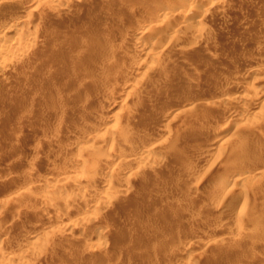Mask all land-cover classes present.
Returning a JSON list of instances; mask_svg holds the SVG:
<instances>
[{"label": "rangeland", "instance_id": "1", "mask_svg": "<svg viewBox=\"0 0 264 264\" xmlns=\"http://www.w3.org/2000/svg\"><path fill=\"white\" fill-rule=\"evenodd\" d=\"M8 1H0V35L36 6L33 25L21 23L16 33L39 28L45 35L20 65L0 68V205L15 198L6 222L0 216L4 249L23 251L39 233L44 240L29 253L31 264H264V170L248 181H228L232 173L253 172L264 157V0L219 6L198 0L207 7L191 16L203 27V40L195 42L190 28L170 38L176 43L151 34L161 54L141 51L128 25L150 23L162 0H80L69 8L47 0H19L11 8ZM130 2L150 7L144 17L125 15ZM154 57L153 69L144 58ZM214 83H230L231 90ZM188 96L206 104H186ZM223 96L244 97L226 103ZM103 109L119 113V136L108 143L87 126ZM153 145L161 163L142 160ZM79 157L85 168L74 172ZM75 176L89 185L88 203L67 193L47 197L44 180L52 190ZM86 216L96 220L85 231L60 236L59 229ZM99 229L107 232L101 247L84 235ZM55 230L58 236L50 234Z\"/></svg>", "mask_w": 264, "mask_h": 264}, {"label": "bare ground", "instance_id": "2", "mask_svg": "<svg viewBox=\"0 0 264 264\" xmlns=\"http://www.w3.org/2000/svg\"><path fill=\"white\" fill-rule=\"evenodd\" d=\"M1 1V0H0ZM77 1H80V0H47V2L49 3V5L51 6L52 5V3H60L59 5H61L62 4V6H65V7H70L71 5H70V3H72V2H77ZM136 1V0H135ZM138 1H142V0H138ZM209 0H207V2H208ZM224 1L225 0H213V2H216V3H214V4H212V5H216V4H218V3H220V4H222V3H224ZM44 2V4H45V2L46 1H43ZM162 2V4H157L158 6L157 7H155V9L153 10L154 12H152V14H150L149 16V18L146 20V21H149L150 23H152L153 22V25L151 24L150 26H148V25H146V24H150V23H147L146 22V26L145 25H140L139 24V26H137V25H128V26H131L130 28H129V30L132 32V33H136L137 35H139V37L138 38H136L135 39V43H136V45H137V47H139V49L141 50V51H147V50H149V51H153L154 52V50H155V53L156 52H158V53H162V52H160L159 50H158V48L160 47V46H158V45H160V44H157L158 43V41H151L150 39V36H152L151 34H156L157 35V37H168L167 39H170V38H172V39H180V36H182L181 35V33L183 32V29L184 28H190L189 30H191V32H192V37H193V39H194V41L195 42H200L201 40H203V38H204V35L201 33V28H203V27H201V26H199V25H196V24H194L193 23V20L192 19H194V16H191V13L193 12V9L195 10V9H198V10H195L194 12H196V11H199L200 10V12H201V8H200V5H203L202 4V2H201V4H199L200 2H198V0H162L161 1ZM1 3V2H0ZM19 3V0H9L8 1V6H10L11 8L12 7H14V6H17V4ZM40 3H41V5H42V2L40 1ZM51 3V4H50ZM131 3V2H130ZM135 3H137V1L135 2ZM135 3H131V4H129V7H128V13L127 12H125L124 14L126 15H130L129 14V12H131V13H133L134 15L135 14H137V12L139 11L140 13H138L139 14V16H145V11H147L148 10V8L150 7V6H148V5H150L149 4V2H148V4L146 3V4H141L140 6H138L137 4H135ZM185 3H187L188 4V6H186V5H184ZM38 4V3H37ZM220 4H218L217 6H219ZM38 5H40V4H38ZM47 5V4H46ZM58 5V4H57ZM209 5H211L210 3H209ZM224 5V4H223ZM19 6V5H18ZM186 6V7H185ZM204 6H206V5H203V7ZM37 7V6H36ZM36 7H30L29 8V12H28V17L26 16L25 18H21V19H14V21L10 24V26L8 27V26H6V27H8V29H7V31H4L3 32V34H1L0 35V68L1 69H4L5 67H7L8 65L9 66H11L10 64H13V65H15L16 63H17V65L19 64H21V62H19L20 60H22L21 59V56H23V55H25V54H27V52H30L29 51V49H31L32 47H34V44L36 43V41L38 40V39H40L41 37H43L42 36V32H41V30L39 29V28H29V30H24V31H22V32H20L19 34H17L16 32L19 30V25L21 24V23H27V24H29V25H33V22H32V20L31 21H29V18H30V16H33V13L34 12H36L35 11V8ZM52 7H53V5H52ZM54 7H55V5H54ZM139 7V8H138ZM207 7V6H206ZM208 7H210V6H208ZM212 7V6H211ZM222 7V6H221ZM56 8H57V6H56ZM60 8V7H59ZM63 8V7H62ZM67 8V9H68ZM200 8V9H199ZM37 9V8H36ZM64 9V8H63ZM138 9H140V10H138ZM204 9V8H203ZM215 9V8H214ZM214 9H213V11H214ZM217 9V8H216ZM215 9V10H216ZM222 9V8H221ZM56 10V9H55ZM218 10V9H217ZM206 11H210L208 8H205V10H202V12H206ZM225 11V13H226V10H224ZM193 12V13H194ZM218 12V11H217ZM197 13H199V12H197ZM197 13H195V14H197ZM210 13V12H209ZM215 13H216V11H215ZM214 13V14H215ZM223 13V12H222ZM203 13H201V15H202ZM221 14V13H220ZM2 15V17H4L5 18V14H1ZM7 15V14H6ZM13 15V14H12ZM123 15V14H122ZM199 15H200V13H199ZM212 15V14H211ZM223 15V14H222ZM203 16V15H202ZM219 16H221V15H219ZM224 16L226 17V15L224 14ZM128 17V16H127ZM197 17V16H196ZM199 18H200V16H199ZM6 19V18H5ZM197 20V19H196ZM200 20H201V18H200ZM8 21V20H7ZM202 21V20H201ZM201 21H200V23H201ZM195 22V21H194ZM203 22V21H202ZM206 22V21H205ZM111 23H112V21H111ZM198 23V22H197ZM221 23V22H220ZM206 24V23H205ZM222 24V23H221ZM36 25V24H35ZM91 25V24H90ZM90 25H89V27H90ZM203 25V24H202ZM222 26V25H221ZM92 27V26H91ZM213 27V26H212ZM211 27V28H212ZM217 27V26H216ZM124 29V28H123ZM188 30V29H187ZM188 30V31H189ZM19 31H21V30H19ZM51 31V30H50ZM130 31H128V32H130ZM218 31V30H217ZM46 32V31H45ZM210 32V31H209ZM220 32V31H219ZM2 33V32H1ZM12 33H14V35H16L15 37H14V39H13V36L14 35H11L12 36V39L11 40H13V41H11V42H7L8 40V35H9V37H10V34H12ZM46 33H49V32H46ZM213 33V32H212ZM50 34V33H49ZM43 35H45V34H43ZM48 35V34H47ZM189 36V35H188ZM190 36V37H191ZM153 37V36H152ZM214 37V36H213ZM11 38V37H10ZM163 38V39H164ZM185 38V37H184ZM205 38H206V36H205ZM210 38V37H209ZM171 40V39H170ZM169 40V42H175V41H170ZM217 40V39H216ZM164 41V40H163ZM177 41V40H176ZM134 42V41H133ZM157 42V43H156ZM194 42V43H195ZM134 43V44H135ZM176 43V42H175ZM174 43V44H175ZM178 43V42H177ZM170 44V43H169ZM183 47V46H182ZM181 47V48H182ZM186 47V46H185ZM189 47V46H188ZM166 48V47H165ZM177 48V47H176ZM193 48V47H192ZM122 49V48H121ZM231 49V48H230ZM160 50H161V48H160ZM174 50V49H173ZM177 50V49H176ZM161 51H163V50H161ZM173 52V51H172ZM173 54V53H172ZM227 54V53H226ZM183 55V54H182ZM110 57V56H109ZM108 57V58H109ZM153 58V57H152ZM155 58V57H154ZM149 61V64L153 67V69H154V67H156V58L155 59H148V58H144V61ZM158 60V59H157ZM173 60H175V59H173ZM177 60V59H176ZM112 61V60H111ZM19 62V63H18ZM173 62L174 61H168V65L166 66V67H168V69H172V68H169V66L172 64L173 65ZM177 62V61H176ZM15 63V64H14ZM178 63V62H177ZM23 64V63H22ZM111 64V63H110ZM110 64H109V66H110ZM113 64V63H112ZM158 64V63H157ZM175 64V63H174ZM201 64V63H200ZM165 65V64H164ZM185 65V64H184ZM175 66V65H174ZM165 67V66H164ZM166 67H165V70H166ZM178 67V66H177ZM6 69V68H5ZM164 69V68H163ZM178 69V68H177ZM182 69V68H181ZM198 69H200V68H198ZM197 69V71H199ZM203 69V68H202ZM195 70V69H194ZM168 71V70H167ZM172 71V70H171ZM175 71H178V70H175ZM163 72H165V71H163ZM180 72H181V70H180ZM158 73V72H157ZM182 73V72H181ZM162 74V73H161ZM164 74V73H163ZM180 74V73H179ZM183 74V73H182ZM181 74V75H182ZM164 76V75H163ZM162 77V76H161ZM181 77V76H180ZM196 77H198V78H200V76H199V74H198V76L196 75ZM195 77V78H196ZM213 77V76H212ZM177 79H179V76L176 78V80ZM197 80H199V79H197ZM215 80V79H214ZM216 81V80H215ZM191 82H193V80L191 81ZM213 82V81H212ZM167 83V82H166ZM226 83V82H225ZM191 85H192V83H190ZM195 84V83H194ZM197 84V83H196ZM230 84V83H229ZM229 84L227 85H219V84H215L214 83V87H219V88H222L223 90H224V92L225 91H229V90H231V88H230V86L232 85V84H230V86H229ZM191 85H190V87H191ZM127 86V85H126ZM165 86V85H164ZM168 86H169V84H168ZM168 86H166V88H168ZM192 86H194V85H192ZM170 87H171V85H170ZM196 86H194L193 88H195ZM198 87V86H197ZM197 87L195 88V89H193L192 87L190 88V91H191V89H193L194 91L197 89ZM124 88V87H123ZM135 88V87H134ZM218 88V89H219ZM163 89H165V88H163ZM187 89V88H186ZM189 89V88H188ZM162 90V89H161ZM190 91H189V94H190ZM194 91H192V93L194 92ZM178 92V91H177ZM264 92V91H263ZM179 93V92H178ZM185 93V92H184ZM188 93V92H187ZM191 93V94H192ZM195 93V92H194ZM221 93V92H220ZM224 93H222V95H223ZM85 95V94H84ZM185 95H187V94H183V97L185 96ZM193 95V94H192ZM225 95V94H224ZM228 95V94H227ZM87 96V95H86ZM175 96V95H174ZM178 96V95H177ZM201 96V95H200ZM230 96V95H229ZM225 97V96H223V99L224 100H222V101H224V102H226V103H229V102H231V101H233V100H236V99H241V98H243L244 96H240V97H235V98H233V97ZM82 98H80L79 100H81V101H83V100H86V102L89 100L88 99V97H85V96H81ZM225 97V98H224ZM175 98V97H174ZM83 99V100H82ZM182 99V98H181ZM220 99V98H219ZM222 99V98H221ZM28 100V99H27ZM105 102H107V104L109 105V107L110 108H115L116 107V99H115V97L113 98L112 96H106V98H105ZM203 99H201V98H195V97H191V96H188V97H186V99H185V101H186V104H190V103H192V104H195V105H204V104H206V102H203L202 101ZM90 101V100H89ZM176 101V100H175ZM180 100H178V102H179ZM182 101V100H181ZM218 101V100H217ZM83 102H85V101H83ZM224 102H220V101H218V103H224ZM181 103H184V102H180V104ZM185 104V105H186ZM213 104V103H212ZM183 105V104H182ZM241 107V106H240ZM244 107V106H243ZM52 108V107H51ZM50 108V109H51ZM240 109V108H239ZM237 110L238 112H242V114L245 112L246 113V110L244 109V108H242V109H240V110ZM48 110V109H47ZM117 112H120V111H117ZM118 114L119 113H111V112H109V111H107V110H105V109H103V110H96V112H94L92 115H91V117L89 118V120L87 121V126H89V127H92L93 128V130L95 131V132H101L102 133V135H103V137L105 138V143H108V142H111V141H113L117 136H119V135H117V133L119 132L118 130L120 129V127H119V124H118V127H117V125H116V123L119 121V119H118ZM86 122V121H85ZM110 122H113L112 123V125L110 124ZM78 125V124H77ZM119 128V129H118ZM132 141H134L133 139H132ZM16 144V143H15ZM124 144V142H120L119 144H117L116 145V147H117V149L118 150H122L123 149V145ZM245 145V144H244ZM156 146H158L157 144H156ZM156 146H154L153 145V147L152 148H150V149H148L147 151H146V153L142 156L143 158H142V160L143 161H153V162H157V163H161V160L159 159V158H156L155 157V153L159 150V148L158 147H156ZM249 146H250V144H249ZM258 146H260V145H258V144H256V147H257V149H258ZM22 147V146H21ZM162 148V147H161ZM250 148H252V147H250ZM13 149H15L14 147H13ZM17 149H19V148H17ZM255 149V148H254ZM260 150H261V148H259ZM258 149V150H259ZM252 150V149H251ZM11 151V150H10ZM16 151V150H15ZM18 151H20V150H18ZM17 151V152H18ZM12 153H14L13 151L11 152V154ZM119 155L117 154V156L115 157L116 158V160L117 161H119L118 160V157ZM264 156V155H263ZM120 157V156H119ZM122 159V158H121ZM261 159V158H260ZM85 160V159H84ZM83 160V158H81V157H79L78 159H77V161H76V164H75V171H74V169H73V171L74 172H76V171H80L81 169H83V168H85L84 166H85V161ZM113 160V159H112ZM123 161H125V162H127V163H129L128 161V159H122V162ZM131 161V160H130ZM114 162V161H113ZM75 163V162H74ZM74 163H73V165H74ZM135 164H137V165H139V164H141V161L140 160H138V161H135L134 162ZM124 164V163H123ZM143 164V163H142ZM147 164V163H146ZM120 165V164H119ZM67 166V165H66ZM133 166V165H132ZM144 166V165H143ZM256 166V165H255ZM74 166H72V168H73ZM264 170V157H263V159H262V161H261V163L256 167V169L253 171V172H249V173H246V172H240V171H238V172H235V173H232L229 177H228V181H237V180H246V179H249V180H251V179H254V178H256L259 174H261V171H263ZM150 170V169H149ZM149 170H148V172H149ZM67 172V171H66ZM73 172V173H74ZM149 174V173H148ZM70 181V183L68 184V185H64V184H60V188H53L52 190H51V188H50V184H49V182H48V180H44L43 181V183H42V186L44 187L43 189L46 191V192H50L49 194L47 193V197L48 198H50L49 197V195L51 194L52 196L53 195H58V196H61L62 195V193H64V195L66 194V195H68L69 197H71L72 199L73 198H75V199H77V198H80L81 197V199L80 200H82L83 201V203H88L89 201H88V199H87V197L84 195V192H86V190H88L89 189V185L84 181V180H82V178H80V177H78V176H75V177H72V179H69ZM27 181H28V183H33V180H31V178L29 179V177H28V179H27ZM246 181H248V180H246ZM106 185H109V186H111V184H112V178H106ZM225 183V182H224ZM25 184V183H24ZM30 185V184H29ZM71 185V186H70ZM113 185V184H112ZM222 185H223V183H222ZM109 186H108V188H107V191L110 189L109 188ZM52 187V186H51ZM219 188L220 187H218V190H219ZM42 189V190H43ZM111 189H112V187H111ZM221 189H222V187H221ZM43 190V191H44ZM44 191V192H45ZM109 191H111V190H109ZM108 191V192H109ZM217 191V190H216ZM20 193V192H19ZM26 193H27V191H26ZM25 193V194H26ZM24 194V193H23ZM24 194V195H25ZM22 195V194H21ZM28 195V194H27ZM18 196V195H17ZM30 196V195H29ZM28 196V197H29ZM19 197V196H18ZM46 197V196H45ZM46 197V198H47ZM104 197V196H103ZM23 198V197H22ZM47 198V199H48ZM15 200V198H11V199H9V200H7V201H4V202H2L1 203V205H0V216H1V218H2V220L1 221H3V223L4 222H6L5 220H6V217H7V215H9L11 212H10V210H13V208H15V207H13V205H12V202H13V200ZM19 200H20V197L18 198ZM25 199V198H24ZM43 199H44V197H43ZM71 199V200H72ZM238 199V198H237ZM74 200V199H73ZM79 200V199H78ZM239 200V199H238ZM238 200H236L237 202H238ZM21 201V200H20ZM82 201H81V203H82ZM15 202V201H14ZM13 202V203H14ZM102 203L104 204V205H107L108 204V200H107V195L105 194V197H104V201H102ZM242 203H244V202H242ZM15 204V203H14ZM51 204V203H50ZM103 204H102V206H103ZM233 205V204H232ZM237 205V204H236ZM235 206V205H234ZM13 207V208H12ZM46 207H47V205H46ZM45 209V208H44ZM47 209H48V207H47ZM241 211L240 212H242L243 210H245L244 209V206H242V208L240 209ZM44 211V210H43ZM49 211V210H48ZM81 212V211H80ZM44 213H47V212H44ZM79 218V217H78ZM94 220H96L95 219V217H93V216H89V217H87L86 216V218H82L80 221H77V222H75V223H69L68 225L66 224L65 225V227H63V228H61V229H59V234H60V236L62 235V237L63 236H67L68 235V233L67 232H69V231H72V230H75L76 228H81V229H83V227L85 226V225H87L88 223H90V222H93ZM213 222V221H212ZM10 223V222H9ZM189 223H191V222H189ZM188 223V224H189ZM190 225H192V224H190ZM195 225V224H194ZM2 226H5V225H2ZM86 227V226H85ZM0 228H1V223H0ZM5 230V229H4ZM3 229L1 230V231H4ZM9 230V229H8ZM84 231H85V229H83ZM56 231V230H55ZM56 231V232H57ZM87 231H89V230H87ZM84 232V235H87V238L88 239H90V240H95V243L97 244V245H99L100 247H101V245L103 244V240H105V235H106V231L104 230V229H99V230H96V231H91V232ZM10 232V231H9ZM56 232H54V231H50V234H52V233H55V234H57V236L59 235L58 234V232L56 233ZM240 233V232H239ZM3 234H5V233H3ZM65 234H67V235H65ZM161 234V233H160ZM11 235V234H10ZM53 235V234H52ZM51 235V236H52ZM5 236H7V235H5ZM3 237H4V235H3ZM2 235H1V232H0V242H2ZM30 239H28L29 241H27V243L24 245L25 247H24V250L23 251H20V252H18V253H14V252H9V251H7V250H5L4 249V247H5V245H4V247L1 245V243H0V264H31L32 263V261H30L29 259H28V257H29V253L30 252H34V251H36V246L38 245V244H40L41 242H43L42 240H44V238H43V235L42 234H39V233H34V234H32V235H30V237H29ZM86 238V237H85ZM168 238V237H167ZM216 242V241H215ZM22 243V242H21ZM95 243H93V244H95ZM211 242H209V244H210ZM213 243V242H212ZM205 244H207V243H205ZM48 245V243L46 244V246ZM104 245V244H103ZM208 245V244H207ZM50 246V245H49ZM8 247V246H7ZM48 247V246H47ZM46 247V248H47ZM97 247V246H96ZM6 248V247H5ZM41 248V247H40ZM44 248V247H43ZM49 249V248H48ZM100 249V248H99ZM98 249V250H99ZM35 253V252H34ZM38 255H40V254H38ZM140 255V254H139ZM138 255V256H139ZM91 259V258H90ZM138 259V258H137ZM33 264H35V263H33ZM94 264V263H93ZM132 264V263H131ZM135 264V263H134Z\"/></svg>", "mask_w": 264, "mask_h": 264}]
</instances>
